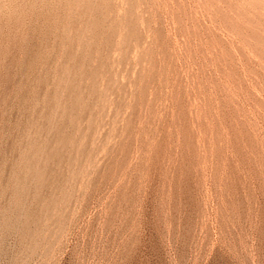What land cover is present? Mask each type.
I'll return each instance as SVG.
<instances>
[{
  "label": "rangeland",
  "instance_id": "obj_1",
  "mask_svg": "<svg viewBox=\"0 0 264 264\" xmlns=\"http://www.w3.org/2000/svg\"><path fill=\"white\" fill-rule=\"evenodd\" d=\"M68 3L0 105V264H264V0Z\"/></svg>",
  "mask_w": 264,
  "mask_h": 264
},
{
  "label": "bare ground",
  "instance_id": "obj_2",
  "mask_svg": "<svg viewBox=\"0 0 264 264\" xmlns=\"http://www.w3.org/2000/svg\"><path fill=\"white\" fill-rule=\"evenodd\" d=\"M217 1H219V0H217ZM83 3H84V1H83ZM68 4H69L68 0H0V105L11 104V105H15V106L17 105L18 106V105H27V104L33 103L34 91H35V75H36L35 73L37 71H40L41 73H50V69H51V65H52V61H51L52 57L53 58L58 57L59 59L62 58L65 54V51L67 48V43H69L68 42V34H67V31H68L67 29L69 27L68 26V24H69L68 23V15H67V11L69 8ZM88 4H89V1H88ZM86 7H88V9L90 8V6H88V5ZM88 9H87V12H89ZM91 9L92 8H90V10ZM83 10H85V9H83ZM83 10H82V12H83ZM85 12L86 11H84L83 14ZM69 19H71V18H69ZM90 20H91V18H90ZM87 23L89 24V21ZM99 23H97V25ZM90 27H91V25H90ZM88 29L89 28H87V30ZM79 38L80 37H78L77 39H79ZM90 40H91V38H90ZM96 42H98L97 39H96ZM91 43H94V42H91ZM90 47H92V46H90ZM83 52L85 53V51H83ZM69 58H71V57H69ZM85 62H87V61H85ZM79 64L82 66L81 62ZM63 66L64 65H62L59 69H61ZM84 66H85V64H84ZM78 67H80V66H78ZM69 68L67 70V68L65 67L67 72L70 70ZM84 68L86 69V66ZM63 70L64 69L61 70L62 73H63ZM66 71L64 70V72H66ZM87 72H89V71H87ZM66 73H63V74H66ZM81 73H83V76H84V72H81ZM96 74H97V72H96ZM76 75H78V74H76ZM91 75H94V74H91ZM88 76H87V78H88ZM95 76H97V75H95ZM95 76L94 77L91 76L92 80H93V78H96ZM89 80L92 81L91 79H89ZM38 81H40V83L44 82L43 80L42 81L38 80ZM59 82H58V84H59ZM92 83L94 84L95 80L92 81ZM63 85H64V83H63ZM67 86H68V84H67ZM57 87H59V86L57 85ZM62 87H64V86H61L60 88H62ZM66 89L71 90L70 86H69V89L68 88H66ZM70 97H68V98H70ZM77 97H75V98L77 99ZM143 98L144 97L142 96V99ZM0 113H1V111H0ZM1 119H3V118L1 117ZM35 148H37V147H35ZM35 150H38V149H35ZM31 151H34V150H31ZM39 151L41 152L42 149ZM45 152H47V151H45ZM26 156H25V158H26ZM30 167L32 168V166H30ZM34 168H32V170ZM38 170L40 171L41 167ZM39 171H37V172L40 173ZM28 174H26V175H28ZM33 174H35V173H33ZM43 174H45V173H43ZM36 176L37 177L34 176L35 178H33L31 175L33 180L40 177L38 175H36ZM42 178H43L42 180L38 179L39 182L44 180V177H42ZM15 186H16V184H15ZM14 188H16V187H14ZM15 191H17V190H15ZM17 193H18V191H17ZM51 203H49V204H51ZM27 218L28 217H26V219ZM25 220H23V222H25ZM25 223L23 225H25ZM28 223H29V221H28ZM28 226H29V224H28ZM27 227L24 226L23 230H21V229H19V230L24 231ZM36 233L34 234L35 237H37ZM40 236H42V234L38 235V237H40ZM43 237H45V236H43ZM33 241H35V240H33ZM44 241L47 242L48 239H47V241L44 239ZM50 242H51V240L49 241V243ZM41 244H40V246H41Z\"/></svg>",
  "mask_w": 264,
  "mask_h": 264
}]
</instances>
